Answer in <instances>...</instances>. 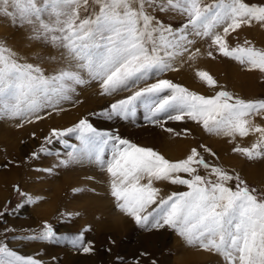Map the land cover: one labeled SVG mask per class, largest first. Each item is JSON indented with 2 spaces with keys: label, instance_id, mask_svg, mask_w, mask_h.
<instances>
[{
  "label": "snow or ice",
  "instance_id": "1",
  "mask_svg": "<svg viewBox=\"0 0 264 264\" xmlns=\"http://www.w3.org/2000/svg\"><path fill=\"white\" fill-rule=\"evenodd\" d=\"M176 11L187 17L174 29L153 16L149 9ZM0 16L13 25L32 26L37 38L64 49L66 68L53 74L31 63L22 62L16 53L0 45V116L41 120L40 113L70 99L77 85L98 81L102 95L131 92L111 104L112 114L135 116L138 106L146 119L163 126L160 117L202 124L210 134L231 139L258 134L256 143L234 147L248 159L264 157V99L245 100L226 90L205 96L168 79H156L167 71H177L174 61L190 53L196 60L200 52H190L199 37L209 49L231 58L249 70L264 72V50L249 41L230 47L228 37L253 23L264 26V3L245 0H0ZM222 29V32L220 31ZM207 55L213 59V51ZM196 75L209 87L216 80L207 71ZM143 84V86H140ZM135 89V90H133ZM166 122V121H164ZM23 127V124H18ZM165 131L173 132L172 128ZM76 134L82 147L69 153L64 164L87 159L106 168L111 177V195L120 211L141 227L175 229L187 245L222 255L227 264H264V199L250 189L240 176L211 165L192 148L186 158L170 161L152 148L141 147L118 135L98 131L87 119L65 130L53 129L51 136L63 138ZM212 156L211 149L201 146ZM106 149L108 153L106 155ZM43 150V149H42ZM33 153V156H36ZM208 170V176L199 169ZM156 181L184 185L187 191L159 198ZM235 181L233 189L229 182ZM155 205V207H152ZM151 209V211H149ZM0 215H3L0 213ZM56 238L45 222L34 240ZM83 253L93 251L85 244L83 233L73 241ZM0 264H41L0 243ZM155 264V262H153Z\"/></svg>",
  "mask_w": 264,
  "mask_h": 264
},
{
  "label": "rangeland",
  "instance_id": "2",
  "mask_svg": "<svg viewBox=\"0 0 264 264\" xmlns=\"http://www.w3.org/2000/svg\"><path fill=\"white\" fill-rule=\"evenodd\" d=\"M245 2L261 4L256 0ZM149 11L174 29L187 21L185 15L176 11L160 12L155 8ZM189 38L196 41L190 52L200 49L197 59L189 60L190 53H185L174 61L177 71H167L149 82L168 79L205 96L226 90L234 97L245 100L264 99V72L249 70L246 65L220 55L209 49V42L199 37ZM246 40L255 48L264 50V26L253 23L251 27L244 26L228 37L230 47L244 45ZM0 45L11 49L22 62L41 67L46 74H53L69 65L64 49L42 37L37 38L32 26L13 25L2 16ZM210 50L215 59L207 55ZM201 70L207 71L216 80L214 87L199 79L196 73ZM84 78L88 82L75 86L70 99L61 100L56 107L45 108L40 113L41 120L33 118V122L28 123L0 116V213L3 214L0 215V243L7 244L20 255L40 260L41 264L54 263V258L46 250L48 244L57 253L63 250L69 264H227L222 255L187 245L173 228L165 226L156 229L136 224L133 218L118 209L111 195V177L106 168L102 169L87 159L62 163L69 160V153L74 147H82L76 134L59 138L52 137L51 133L53 129L65 130L81 119H87L98 131L152 148L170 161L186 158L195 147L209 164L229 174H238L250 189L256 190L259 198L264 199V157L250 160L233 151L234 147L250 148L258 141V134L233 140L210 134L202 124L190 119L171 121L166 116L160 117L161 126L146 119V110L142 105L138 106L134 117L124 118L116 114L109 117L107 113L111 112V104L126 98L131 92L122 90L102 95L98 81L90 80L86 74ZM254 123L264 126V120L259 118ZM18 124H23V127H18ZM166 128H172L173 132L165 131ZM202 145L216 155L204 151ZM33 153L37 155L33 156ZM199 172L208 176V170L200 168ZM154 186L160 190L158 200L174 192L188 190L184 185H173L169 181H156ZM229 186L235 189L236 182H229ZM96 193H99L98 201L93 204ZM16 222L22 223L20 230L16 228ZM45 222L53 227L56 238L29 239L43 231ZM81 233L85 244H91V253L85 254L82 248L73 246L72 241ZM146 245L154 246V251L151 250L154 255H148ZM36 246L40 248L27 253ZM57 257L59 260L55 262L60 264L63 258L60 254Z\"/></svg>",
  "mask_w": 264,
  "mask_h": 264
},
{
  "label": "bare ground",
  "instance_id": "3",
  "mask_svg": "<svg viewBox=\"0 0 264 264\" xmlns=\"http://www.w3.org/2000/svg\"><path fill=\"white\" fill-rule=\"evenodd\" d=\"M256 1H258L259 3H264V0H256ZM97 185V184H96ZM96 188L98 189V188H100V186H96ZM85 191V190H84ZM83 193V192H82ZM94 195V194H93ZM98 195H99V193H96V196H94V200H93V204H95L97 201H98ZM86 199V198H85ZM62 201V200H61ZM88 201H91V200H88ZM89 204V203H88ZM80 207V206H79ZM22 225V223L21 222H16V228L17 229H19L20 230V226ZM47 246V251L50 253V255L52 256V258H54L53 260H54V263H56V264H59V263H57V261L59 260L58 259V257H57V255H59L60 254V258L62 257L63 258V261H60V264H69V263H67V257L65 256V254L63 253V250H61V251H59L60 253H57L58 251H56L55 252V250L54 249H51L52 248V245H46ZM43 247V246H42ZM41 247V248H42ZM140 247V246H139ZM145 247H146V249H145ZM144 247V249H145V251H147L148 252V255L149 256H151V255H154L152 252H151V250L152 251H154V246H149V245H146ZM40 247H35L34 249H32L31 251H29V252H27V253H30V252H33L34 250H38ZM42 249H44V248H42ZM139 250H140V248H139ZM144 251V252H145ZM136 252H138V251H136ZM146 253V252H145ZM28 256H30V255H28ZM154 256H152V257H150V258H153ZM55 260H57L56 262H55ZM149 262L151 263V259H149ZM53 263V264H54ZM81 264H83V262L81 263Z\"/></svg>",
  "mask_w": 264,
  "mask_h": 264
}]
</instances>
